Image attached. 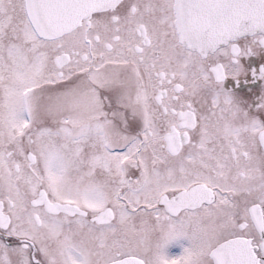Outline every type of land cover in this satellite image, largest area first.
I'll use <instances>...</instances> for the list:
<instances>
[{
  "label": "snow or ice",
  "instance_id": "snow-or-ice-1",
  "mask_svg": "<svg viewBox=\"0 0 264 264\" xmlns=\"http://www.w3.org/2000/svg\"><path fill=\"white\" fill-rule=\"evenodd\" d=\"M0 264H264V0H0Z\"/></svg>",
  "mask_w": 264,
  "mask_h": 264
}]
</instances>
